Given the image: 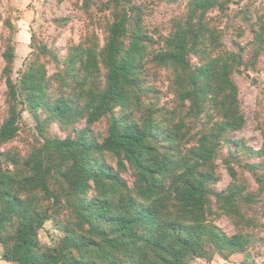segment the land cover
Here are the masks:
<instances>
[{"label":"trees","instance_id":"1","mask_svg":"<svg viewBox=\"0 0 264 264\" xmlns=\"http://www.w3.org/2000/svg\"><path fill=\"white\" fill-rule=\"evenodd\" d=\"M132 1L106 4L114 21L99 54L101 61L91 49L85 59L78 57L86 76L100 73V62L106 70L104 90L89 89L82 110L76 101L63 96L50 98L48 88H43L44 76L36 68L24 73L19 83L8 77V116L0 127V246L5 262L187 264L191 259L211 261L216 255L225 260L243 253L251 242L252 218H247L246 209L264 204V150L255 153L229 135L245 126L233 76L241 74L242 66L255 67L264 52V18L251 24L249 44L239 43L246 33L241 25L228 47L224 39L234 24L219 31L210 26L208 16L215 10L225 13L232 1L195 0L167 49L153 55L157 65L180 69V96L183 102L189 100L190 113L200 119L211 113L219 117L213 126L206 124L197 132L191 146L184 143L181 147L185 138L181 130L167 129L161 136L162 128L153 116L141 122L130 119L131 96L126 88L135 85L139 56L145 55L143 44L148 40L141 31L140 12L131 15L137 11ZM237 11L249 22L248 7ZM203 46L205 55L199 53ZM193 56L201 59L200 64L191 63ZM4 58L5 71L11 72L15 51L4 53ZM22 111L37 122L42 142L25 159L15 154L2 159L1 147L17 136ZM66 115L72 120L86 117L89 125L110 116L108 136L99 144L86 129L74 139L45 135L46 125L62 122ZM226 147L228 154H224ZM243 150L263 160L261 172L245 161L246 156L238 158ZM104 153L134 171V187L101 159ZM219 158L232 184L215 192L212 186ZM235 167L253 173L258 189L237 179ZM211 198L219 214L210 208ZM214 215L230 218L237 234L222 232L213 223ZM51 220L63 227L64 236L53 247L42 246L38 232Z\"/></svg>","mask_w":264,"mask_h":264},{"label":"rangeland","instance_id":"2","mask_svg":"<svg viewBox=\"0 0 264 264\" xmlns=\"http://www.w3.org/2000/svg\"><path fill=\"white\" fill-rule=\"evenodd\" d=\"M110 0H8L0 1V127L8 116V89L7 80L10 77L14 83H19L22 75L31 68H36L44 76L43 88H48L50 98L58 99L63 96L71 101H76L80 110L86 104V93L89 89L104 90L106 83V70L100 62V73L86 76L79 66V55L85 59L86 51L93 50L99 56L107 38L109 26L114 21L112 13L106 4ZM195 0H133V7L140 12L142 22L140 27L147 41L144 42L145 55L139 56L137 69L138 76L135 85L127 87L130 92L129 103L130 119L137 122L144 121L147 116H153L164 131L181 130L185 136L183 144L191 146L197 139V132H202L204 126L209 127L219 121L215 114L200 117L189 112L190 102L182 101L178 85L179 70L172 67L159 66L153 62V55L167 49L168 42L176 33L177 27L185 20V13L190 9ZM225 13L215 10L210 12V26L217 27L219 31L225 30L227 24L233 25L224 42L228 47L239 26H243L246 33L239 38L241 46L253 40L251 24L264 18V0H230ZM247 5V6H246ZM249 8V22L238 16L237 10ZM139 10V11H138ZM227 15V16H225ZM224 18H223V17ZM222 17V22H221ZM207 19V16H206ZM207 21V22H208ZM221 22V24H220ZM238 28V29H237ZM131 29L133 27L131 26ZM132 32L126 38L129 45ZM205 45V44H204ZM205 55V47H201ZM15 51V59L11 72H6L7 61L4 53ZM76 58V61H71ZM247 60V57H245ZM245 61V60H244ZM201 59L193 56L191 63L200 64ZM241 74H234L233 78L239 88V103L241 112L245 117V126L239 131L229 135L233 141L241 142L249 150L260 152L264 150V52L260 54L255 67L240 69ZM47 82V83H46ZM79 99L77 96H80ZM20 108V107H19ZM43 115V119L46 118ZM19 132L17 136L2 145L1 152L5 155L15 154L16 157L27 158L29 154L42 142L38 134L37 122L26 111H22L19 119ZM210 122V123H208ZM111 124L110 116L104 117L97 123L89 125L86 117L71 119L67 115L62 122L46 125L45 135H53L59 139L75 138L80 130L86 129L88 135L96 142L102 144L108 136ZM236 148V147H235ZM238 158L249 161L255 165L259 172L263 160L256 158L248 150H243ZM229 149H224L228 154ZM223 154V155H224ZM255 157H253L252 155ZM248 155V156H247ZM226 157V156H225ZM101 159L121 177L134 187V171L126 165L121 166V161L110 153H104ZM6 160L3 167H7ZM234 161L232 166L236 165ZM216 182L212 189L222 192L232 184L226 165L222 158L216 163ZM9 168H13L8 164ZM236 168V167H235ZM237 179L255 189L257 186L254 174L246 169H235ZM167 184V181L165 182ZM93 193H90V195ZM262 195V196H261ZM264 201V191L261 192ZM262 201V202H263ZM246 209L247 218L252 221L251 231H248L251 242L243 253H235L225 260L219 255L211 261L204 259H191L187 264H264V204ZM210 208L219 214L215 199L211 198ZM212 220V219H211ZM214 221V222H213ZM213 223L226 235H236L238 230L232 220L226 216H213ZM66 222V221H65ZM12 231V229H10ZM64 236L63 227L56 222L48 221L38 232V240L42 246L53 247ZM3 248L0 246V264H9L2 261Z\"/></svg>","mask_w":264,"mask_h":264},{"label":"crops","instance_id":"3","mask_svg":"<svg viewBox=\"0 0 264 264\" xmlns=\"http://www.w3.org/2000/svg\"><path fill=\"white\" fill-rule=\"evenodd\" d=\"M2 2H5V1H8V0H1ZM1 12V11H0ZM3 261V260H2ZM5 262V261H4ZM6 263H8V262H6ZM9 264H11V263H9Z\"/></svg>","mask_w":264,"mask_h":264}]
</instances>
